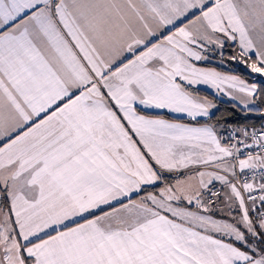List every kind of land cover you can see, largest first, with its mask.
Here are the masks:
<instances>
[{
    "label": "snow or ice",
    "instance_id": "obj_1",
    "mask_svg": "<svg viewBox=\"0 0 264 264\" xmlns=\"http://www.w3.org/2000/svg\"><path fill=\"white\" fill-rule=\"evenodd\" d=\"M0 264H264V0H0Z\"/></svg>",
    "mask_w": 264,
    "mask_h": 264
},
{
    "label": "trees",
    "instance_id": "obj_2",
    "mask_svg": "<svg viewBox=\"0 0 264 264\" xmlns=\"http://www.w3.org/2000/svg\"><path fill=\"white\" fill-rule=\"evenodd\" d=\"M209 66H217V65L215 64V62H211V64ZM230 67L235 68L236 65H231ZM222 70H227V69L225 68ZM239 74L246 75V72H244L243 70H240ZM201 93L208 95L211 99L214 100L215 103H217L218 110H216V116H220L221 113H225V114L232 113V116L234 117V119L229 120L228 121L229 123L240 122V123H249V124H255V125H259L261 123V119L258 116L253 115V116H249L245 119L239 113H233L232 112V104L234 102L227 101V100L222 99L218 96H215L211 93L202 92V91H201ZM221 123H223V121H221Z\"/></svg>",
    "mask_w": 264,
    "mask_h": 264
},
{
    "label": "crops",
    "instance_id": "obj_3",
    "mask_svg": "<svg viewBox=\"0 0 264 264\" xmlns=\"http://www.w3.org/2000/svg\"><path fill=\"white\" fill-rule=\"evenodd\" d=\"M201 91L202 92H207V93H211V94H213V95H215V96H218V97H221L220 95H218V94H216L215 92H214V90H212V89H208V88H206V87H202L201 88ZM201 94H204V93H201ZM210 98V97H209ZM222 99H225V100H227V101H231L228 97H225V96H222L221 97ZM211 99V98H210ZM231 102H233V101H231ZM224 130H227L226 128L224 129ZM223 130V131H224ZM222 131V132H223ZM222 134V133H221Z\"/></svg>",
    "mask_w": 264,
    "mask_h": 264
},
{
    "label": "built area",
    "instance_id": "obj_4",
    "mask_svg": "<svg viewBox=\"0 0 264 264\" xmlns=\"http://www.w3.org/2000/svg\"><path fill=\"white\" fill-rule=\"evenodd\" d=\"M222 134H223V135H227V130H224V131L222 132Z\"/></svg>",
    "mask_w": 264,
    "mask_h": 264
},
{
    "label": "rangeland",
    "instance_id": "obj_5",
    "mask_svg": "<svg viewBox=\"0 0 264 264\" xmlns=\"http://www.w3.org/2000/svg\"><path fill=\"white\" fill-rule=\"evenodd\" d=\"M213 62H214V61H213ZM221 97H222V96H221ZM221 97H220V98H221ZM257 126H258V125H257Z\"/></svg>",
    "mask_w": 264,
    "mask_h": 264
}]
</instances>
